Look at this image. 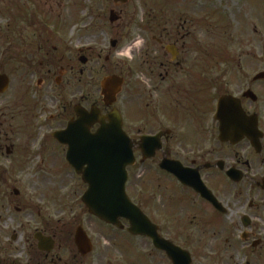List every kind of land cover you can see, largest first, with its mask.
Wrapping results in <instances>:
<instances>
[{"label":"flooded vegetation","instance_id":"1","mask_svg":"<svg viewBox=\"0 0 264 264\" xmlns=\"http://www.w3.org/2000/svg\"><path fill=\"white\" fill-rule=\"evenodd\" d=\"M63 1L17 0L9 17V0H0V78L7 82L0 93V264H89L95 251V264H175L174 258L188 264L186 255L189 264H264V80H256L258 74L250 78L242 68L230 78V70L218 71L213 29L201 11L180 3L170 17L168 2L156 0L160 7L150 8L144 35L129 40L132 62L127 75L118 73L124 86L117 103L89 105L87 73L80 65L88 64L86 54L93 48L74 50L52 29L53 7ZM133 2L103 0L101 5H109L116 25ZM87 38V33L81 37ZM117 44L111 42L112 48ZM10 92L13 104L7 101ZM222 97L240 101L253 125L251 138L233 132L221 140ZM93 108L105 117L115 108L122 115L134 164L127 170L124 196L114 198L142 213L145 235L133 234L130 220L110 224L85 205L90 183L68 156L76 149L81 161L80 139L96 135L101 126L94 125L90 134H70L66 144L55 137ZM29 160L33 168L48 162L44 171L58 169L52 167L61 162L59 170L76 179L64 185V195L43 196L55 210L64 202L63 226L51 215L38 222L34 206L17 187ZM88 168L83 165L82 172ZM13 209L35 227L9 235ZM78 232L87 237L82 249Z\"/></svg>","mask_w":264,"mask_h":264},{"label":"rangeland","instance_id":"2","mask_svg":"<svg viewBox=\"0 0 264 264\" xmlns=\"http://www.w3.org/2000/svg\"><path fill=\"white\" fill-rule=\"evenodd\" d=\"M165 1L168 2L170 17L173 15V11L180 8V3H193L195 10L201 11V18H206L210 22L217 47L216 68L218 71L230 70L227 72L229 78L234 74L233 70L239 68L247 69L250 78L264 72V0H254V3H251V0H162L160 5ZM102 2L103 0H64L63 3H58V6L54 5V13L51 14L53 20L51 25L54 26L52 29L57 32V36L64 37L68 46L71 44L70 46L74 50L79 45H89L93 48V52L86 54L88 64L85 66L81 64L80 67H83L87 73L85 91L89 96V105L97 104L98 106H102V81L107 77L118 75L120 71L127 75L126 70L132 62V48L129 40L133 36L144 35L150 8L156 10L160 7V5L156 7V0H134L135 3L133 2L125 11L122 22L112 25L109 20V5L104 8L101 5ZM61 4H64L63 7H60ZM17 5V0L13 3L9 0V17L13 14L12 10H17ZM85 32L88 38L82 40L81 37L86 35ZM26 35L28 34L26 33ZM113 41L118 42L116 48L111 46ZM6 97L8 104L14 103V100L11 99V92ZM5 113L4 115H6ZM55 123L53 125H56ZM30 161L26 162L22 183L16 184L17 187L25 194V200L34 206L33 213H35V219L38 222L51 215L54 223L57 222L60 224L59 226H63L66 220H59L63 218L60 215V205L64 202H57L55 210L52 202L50 205L43 196L64 195L67 192L63 188L64 185L70 184L76 179L71 174L68 175L59 170L61 162L52 167L58 169L44 171L43 168L48 162L44 167L40 162L38 167L33 168L32 165L35 163ZM11 166L9 163L10 170H12ZM12 175L13 181H16V174ZM30 186L32 189H38V187L41 189L39 193H36L34 192L36 189L31 190ZM12 191L13 188L9 190L10 195ZM38 206H41V212L44 214L41 218L37 214ZM65 213L69 214L68 211ZM34 223L33 220H27L22 215H17L16 210L13 209L9 212L7 220L9 235L15 232L19 233L22 229L25 231L33 229ZM97 257L98 254L95 251L89 257V264H95Z\"/></svg>","mask_w":264,"mask_h":264},{"label":"water","instance_id":"3","mask_svg":"<svg viewBox=\"0 0 264 264\" xmlns=\"http://www.w3.org/2000/svg\"><path fill=\"white\" fill-rule=\"evenodd\" d=\"M115 1L126 3L128 0ZM116 20V15L112 12L111 22L115 23ZM256 79H264V72L259 74ZM123 84L124 80L115 75L102 81V95L106 106L111 107L116 103ZM6 85L7 82L0 78V87L2 88L0 93L5 92ZM250 94L252 93L250 92ZM79 117L80 120L77 123L71 124L67 131L57 134L55 137L61 143L66 144L68 140L70 141V134H90V129L95 124L101 125L96 135H88L80 139L82 141V149H84V152L80 154L81 161L75 159L76 149L71 150L68 156V160L76 169V172L82 174L84 181L90 183V191L84 198L85 205L92 215L108 223L114 224L117 223L118 219L126 218L131 221V231L133 233L145 235L147 223L142 213L124 199L116 201L114 198L124 196L127 168L134 164L132 146L123 131V121L119 111L114 110L109 116L101 117L100 110L93 108L87 115L79 113ZM217 119L221 125L222 141H227L229 134L233 132H237L241 137L251 138L253 125L247 123L246 114L239 100L233 97L222 98L218 106ZM86 164L89 165V168L83 173L82 166ZM89 175H93V177H89ZM100 190H103V193H100ZM114 190H116L115 193ZM102 197L105 198L104 202L98 200V198ZM86 238L84 233H77L76 244L80 249H82L84 244H87ZM88 248H90L89 245ZM90 251L88 250L87 253ZM189 260L190 258L186 255L188 264L190 263ZM174 261L177 264L176 258H174Z\"/></svg>","mask_w":264,"mask_h":264}]
</instances>
